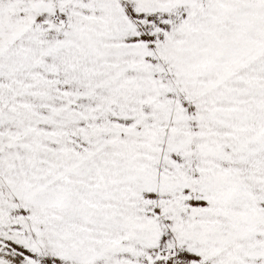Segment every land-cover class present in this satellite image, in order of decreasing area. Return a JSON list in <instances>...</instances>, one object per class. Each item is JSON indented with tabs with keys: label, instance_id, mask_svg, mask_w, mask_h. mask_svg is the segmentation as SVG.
<instances>
[{
	"label": "snow or ice",
	"instance_id": "snow-or-ice-1",
	"mask_svg": "<svg viewBox=\"0 0 264 264\" xmlns=\"http://www.w3.org/2000/svg\"><path fill=\"white\" fill-rule=\"evenodd\" d=\"M0 264H264V0H0Z\"/></svg>",
	"mask_w": 264,
	"mask_h": 264
}]
</instances>
